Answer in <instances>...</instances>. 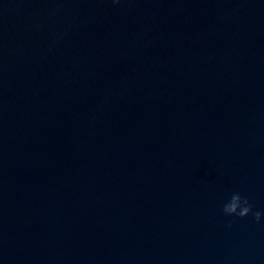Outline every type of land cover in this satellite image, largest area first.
Listing matches in <instances>:
<instances>
[{
  "label": "water",
  "instance_id": "1",
  "mask_svg": "<svg viewBox=\"0 0 264 264\" xmlns=\"http://www.w3.org/2000/svg\"><path fill=\"white\" fill-rule=\"evenodd\" d=\"M0 264H264V0H0Z\"/></svg>",
  "mask_w": 264,
  "mask_h": 264
},
{
  "label": "clouds",
  "instance_id": "2",
  "mask_svg": "<svg viewBox=\"0 0 264 264\" xmlns=\"http://www.w3.org/2000/svg\"><path fill=\"white\" fill-rule=\"evenodd\" d=\"M223 212L225 215H236L241 218L251 213L257 223L260 222L262 215L260 211L253 212V206L249 203L248 199L242 198L239 193L232 194L230 201L223 206Z\"/></svg>",
  "mask_w": 264,
  "mask_h": 264
}]
</instances>
